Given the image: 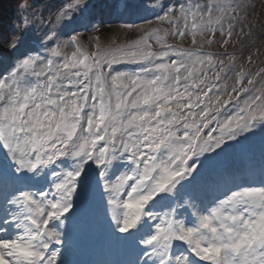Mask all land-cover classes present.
I'll use <instances>...</instances> for the list:
<instances>
[{
    "label": "snow or ice",
    "instance_id": "1",
    "mask_svg": "<svg viewBox=\"0 0 264 264\" xmlns=\"http://www.w3.org/2000/svg\"><path fill=\"white\" fill-rule=\"evenodd\" d=\"M252 7L155 0L161 26L121 23L140 35L90 36V51L87 32L113 29L85 16L89 0H18L0 30V51L17 53L0 55V264H74L89 216L116 264H264V61L240 62L258 38ZM144 11L128 19L151 24ZM257 134L259 162L235 168Z\"/></svg>",
    "mask_w": 264,
    "mask_h": 264
},
{
    "label": "rangeland",
    "instance_id": "2",
    "mask_svg": "<svg viewBox=\"0 0 264 264\" xmlns=\"http://www.w3.org/2000/svg\"><path fill=\"white\" fill-rule=\"evenodd\" d=\"M8 2H11L10 0H0V6L2 4H7ZM101 3V0H98L96 6H94V4L92 6H89V9L87 13H85V16L90 18L93 17V14L95 13V10L99 8V5ZM136 3H142L145 7V9L147 11L141 12L140 15L146 17V19L151 20L152 23L151 24H147L144 23L141 19H135L136 22H134L135 24L141 25L144 29H148L150 27H157V26H161L158 24L157 21L154 20V18L150 15L151 12V5H153L155 3V0H132L131 4H136ZM252 14L250 16V19H254L256 21V27L253 29L254 34L258 36L257 40L255 41V43L247 48L243 55L241 56V61L240 62H244V60L247 58V56L249 54L252 55L253 64H248L246 65L247 67H250L252 69H255L257 66H259L261 64L262 61H264V55H257V50H259L260 53H264V34H261V28L262 26H264V0H252ZM2 7V6H1ZM0 7V14L2 15V22H8L9 20V15H10V11H8L7 15L4 12V8ZM97 7V8H96ZM122 22H114V23H104V25L106 27L112 28L113 30H109V31H105L103 29H101L100 32L98 33H93L91 31H89V33H87L83 39L82 42L84 45H86L88 47V49L91 51L93 50V41H90L88 39V37L90 36H95V35H99L100 37V43L102 45L108 44L111 42V40L113 39V37L116 38L117 42H126L127 40H132L135 39L137 36L140 35L139 32L135 31V30H127V29H121L119 28V25ZM75 25H69L68 28H72ZM167 25H163L162 27H166ZM247 30V29H245ZM4 31H6V29H4ZM77 31H82V29L77 28ZM69 35L71 34V32L68 33ZM28 36H31L33 38H42L43 39V34L39 31L36 30L35 33L30 32L25 34V40ZM246 38H241V43L244 42ZM257 42V43H256ZM236 47H239V44L235 45ZM207 47V45L205 46ZM233 45L230 44L229 45V50L231 51ZM22 49V48H21ZM212 50H219L218 45H213L212 46ZM20 51V50H18ZM6 55V52H4ZM14 57L17 55V53H13ZM250 141L252 143V145L257 149H259V134H257V136L255 138H250ZM103 222V221H102ZM77 228V227H76ZM76 228L74 229V231H77ZM73 231V232H74ZM90 240V245L92 244L91 239Z\"/></svg>",
    "mask_w": 264,
    "mask_h": 264
},
{
    "label": "bare ground",
    "instance_id": "3",
    "mask_svg": "<svg viewBox=\"0 0 264 264\" xmlns=\"http://www.w3.org/2000/svg\"><path fill=\"white\" fill-rule=\"evenodd\" d=\"M126 17L128 18V16H126ZM106 26H107V25H106ZM110 242H111V240H110ZM111 243H113V242H111ZM113 244H114V243H113ZM67 258H68L69 260L73 261V260H72V256H68Z\"/></svg>",
    "mask_w": 264,
    "mask_h": 264
}]
</instances>
